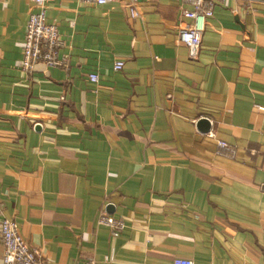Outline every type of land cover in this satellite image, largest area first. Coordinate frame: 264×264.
Returning <instances> with one entry per match:
<instances>
[{
    "label": "crops",
    "instance_id": "crops-1",
    "mask_svg": "<svg viewBox=\"0 0 264 264\" xmlns=\"http://www.w3.org/2000/svg\"><path fill=\"white\" fill-rule=\"evenodd\" d=\"M36 10L0 0V232L49 264H264V0L216 2L196 59L181 0H48L66 61L28 74Z\"/></svg>",
    "mask_w": 264,
    "mask_h": 264
},
{
    "label": "built area",
    "instance_id": "built-area-1",
    "mask_svg": "<svg viewBox=\"0 0 264 264\" xmlns=\"http://www.w3.org/2000/svg\"><path fill=\"white\" fill-rule=\"evenodd\" d=\"M87 5H104L121 0H76ZM225 0H181L183 15L190 20L179 29V40L189 49L191 59L198 58L201 50L204 31L207 21L213 16L216 2ZM36 11L32 12L27 21V29L23 44L22 60L20 68L32 74L35 65L43 62L49 67H58L65 64L66 59L60 57V49L63 41L56 24L46 21L48 0H33ZM132 17L138 16L135 4L130 5ZM124 62L119 60L115 63V69L121 70ZM93 82L99 80L96 73L90 74ZM217 153L230 158H235L236 147L224 140L217 143ZM99 223L107 225L113 232L125 229V222L108 213L99 217ZM0 238L5 246L3 264H49L43 259L41 251L32 246L22 235L19 224L15 220L5 218L1 222ZM112 258V257H111ZM88 264H94L90 260ZM173 264H194L192 260L176 258Z\"/></svg>",
    "mask_w": 264,
    "mask_h": 264
},
{
    "label": "water",
    "instance_id": "water-1",
    "mask_svg": "<svg viewBox=\"0 0 264 264\" xmlns=\"http://www.w3.org/2000/svg\"><path fill=\"white\" fill-rule=\"evenodd\" d=\"M208 122H209V120H207V119H202V120L200 121V124H201V125L207 124V126H208Z\"/></svg>",
    "mask_w": 264,
    "mask_h": 264
}]
</instances>
